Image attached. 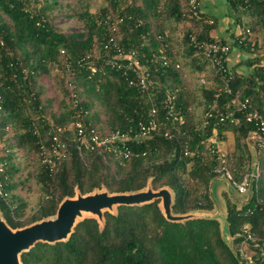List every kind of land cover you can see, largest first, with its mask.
<instances>
[{
	"label": "trees",
	"instance_id": "obj_1",
	"mask_svg": "<svg viewBox=\"0 0 264 264\" xmlns=\"http://www.w3.org/2000/svg\"><path fill=\"white\" fill-rule=\"evenodd\" d=\"M228 1L234 8L251 10L252 13L257 12L260 13V17H264V0ZM111 2L117 6V2L114 0ZM197 2L199 3V0ZM185 3L184 9L180 0H167L168 17L177 23L189 21L187 19L192 9L189 0ZM158 5L159 0H141V6L133 3L123 9L118 8V16L123 19L119 23L122 35L120 38L116 37L117 41L127 47L132 45L139 47L146 53L149 52V48L153 51L157 50L162 42L167 40L162 36V32L159 34L149 31L148 19L157 16ZM102 12L104 15L105 10ZM84 13L88 18V34L81 40L82 34L67 35L58 32L43 14L28 9L27 0H0V110L5 114L0 119V134L3 136L5 133L7 118L11 117L15 121L18 118V125L24 130L16 134L14 145L17 147L31 148L33 145V148L38 151V137L33 133V121L23 113L25 103H31L36 111H42L39 90L34 87L35 75L39 72H48L47 65L58 63L59 57H61L62 70L67 72L66 62L72 61L76 64L79 58L91 51L94 35H101L102 40L110 34V31L98 25L86 11ZM200 15L198 19L192 15L190 17L198 27L203 20L202 14ZM191 26L183 34L186 44L187 33L198 28H191ZM212 28L213 22L210 25L204 24L197 36L212 39L209 36ZM142 35L146 37L148 43L146 47H140ZM235 45H238L237 41ZM250 46V41H247L246 45L243 43L239 45L242 50ZM170 48L167 46L166 53L175 61ZM183 52L192 55L195 50L187 44L183 47ZM256 61L258 59L250 60L246 64L251 65ZM192 63L195 64L194 60ZM204 64L199 63L195 67L198 71H202L205 69L206 62ZM104 68L117 78V83L114 85L115 93L111 99L105 100L109 94L105 93L102 86H99L95 99L101 103L107 102L108 110L112 111V123L109 129L124 127L128 123V117L136 116V110H146L152 102L149 98L141 96L137 89L129 86L119 72L108 67ZM260 70L261 68L257 67L252 76L236 77L233 86L234 88L242 87L264 112V98L262 99L257 92L253 93L252 89V86L257 84L256 77L262 79ZM74 71L85 77V83L94 78V74L88 76L90 72L85 67L75 66ZM153 76L160 84L153 89L157 96L155 98L152 94L154 101L161 97V89L177 87L175 101L182 107L185 114V123L182 125L184 134L177 139L167 138L162 133L156 134L145 143L133 145L138 155L128 160H120L112 155L107 156L105 160L91 153H87L83 159L70 142L68 157L55 174H50L40 165L37 181L41 183L43 194L46 196L39 203L37 210L25 221L21 220L23 210L22 203H18L20 198L11 192L16 185L12 176L17 167L7 158L10 156L8 151L14 147L7 140L2 156L5 160L2 185L6 197L0 196V212L6 224L11 228L23 227L55 215L59 203L65 197H72L75 188L82 194L102 186H105L109 193L135 192L143 189L149 178L154 184V189L167 186L172 190L173 214L213 208L206 187L210 179L215 178L212 169L216 162L209 152V156H205L203 152L204 140L211 136L212 126L208 125L201 130H195L197 123L194 125L190 122L194 113L187 107L189 94L186 89H183L178 69L173 67L160 69L158 72H153ZM66 82L74 83V91L80 98L75 80L65 79V86L69 93ZM258 85L264 97V83ZM86 90L88 91V88ZM201 91L205 93L206 105L212 95V89ZM30 93H33L32 100H29ZM90 99H79V104L87 110L91 105ZM65 121L64 118L55 119L54 125ZM250 128V125L233 128L236 141L239 142L240 138H245ZM46 129V127L44 131L41 129L39 133L44 140L47 139ZM225 129V126H219L218 133ZM185 149L191 153L184 154ZM227 157L234 178L240 180L245 171V162H250L251 158H247L248 156L241 158L236 167L234 160H231L228 154ZM261 163L263 171L252 185L251 199L243 209L252 206L256 197L264 199V162L261 161ZM188 164H191L189 169H187ZM158 202L159 200L155 199L141 205H118L115 213L108 211L103 213L102 226L95 217H85L75 224L66 240L52 243L38 241L28 250L21 252L20 261L22 264H239L226 244L220 223L216 218L194 217L184 221H170L165 218ZM262 214L263 211L257 209L252 215H244L237 210L236 203L227 201L224 219L226 233L234 234L246 222L252 223L258 230Z\"/></svg>",
	"mask_w": 264,
	"mask_h": 264
},
{
	"label": "built area",
	"instance_id": "obj_2",
	"mask_svg": "<svg viewBox=\"0 0 264 264\" xmlns=\"http://www.w3.org/2000/svg\"><path fill=\"white\" fill-rule=\"evenodd\" d=\"M189 5L192 9L191 15L195 19L200 18L201 13L197 0H189ZM189 17L191 16L189 15ZM122 19L117 16L110 20V15L104 14L96 20L98 25L104 26L110 31V34L100 41L101 65L119 72L129 86L137 89L141 96L149 98L152 104L146 110H136V116L127 118L126 126L102 131L90 121L85 120L87 110L79 104L80 100L71 82H66L69 91L68 104L71 110V120L67 123L49 126L46 129L47 140H44L36 127L33 126V133L38 137L37 156L40 165L50 174H55L67 159L68 147L71 143L83 159L87 153H91L103 159L112 155L120 160H128L130 157L138 155V152L134 151L133 145L145 143L156 134L162 133L167 138L175 139L184 134L182 125L185 123V114L182 107L175 101L177 87L161 89V97L156 101H154V97H157L155 96L156 92H153V89L160 85L154 78L153 72L168 67L179 69L180 63L173 61L167 55L165 42H162L157 50L153 51L149 48L147 53L139 47L133 45L127 47L119 43L114 33L119 31V23ZM212 22V20L209 21V23ZM199 31L201 28L192 29L187 33V44L212 68L216 83L212 86V95L205 106L200 122L195 126V130H201L208 125L212 126L211 136L204 140V142L209 141L205 148L216 162L212 172L215 178L223 180L228 190H231L230 186H233L239 193L246 195L238 202L237 210L244 215H252L257 209L263 211L259 231L253 227L252 223L246 222L234 234L226 233L224 239L239 264H264V199L256 197L252 206L243 209L251 199L252 185L263 171L262 163L257 158L245 162L242 178L236 180L229 166L227 154L221 150L219 145L226 137L228 128L238 129L244 125H250L251 128L245 136L246 143L264 147V112L259 109L252 96L244 92L242 87L234 88L235 79L240 74L228 65V56L232 45L236 41L238 45L242 43L246 45L248 40L242 35L234 37V40L231 41L216 38L203 39L197 36ZM249 32V27H246L244 33ZM158 38L162 37L158 36ZM147 45L146 37L142 35L140 47ZM93 57V51H90L79 58L76 64L72 61L66 62L65 68L69 71L74 70L75 66L85 67L92 73L96 70L94 62L92 64ZM260 71L262 79L256 77L257 84L253 85L252 89L257 91L263 99V91L258 84L264 83V68ZM199 81L201 84L207 85L204 76H201ZM29 97L33 99V93H30ZM219 126H225L226 129L218 133ZM190 153L187 149L184 150V154ZM2 156L3 154H0V196L5 198L6 192L2 185L5 160L2 159ZM3 177L6 178V176ZM254 186L257 188L256 185ZM248 193L249 195H247Z\"/></svg>",
	"mask_w": 264,
	"mask_h": 264
},
{
	"label": "rangeland",
	"instance_id": "obj_3",
	"mask_svg": "<svg viewBox=\"0 0 264 264\" xmlns=\"http://www.w3.org/2000/svg\"><path fill=\"white\" fill-rule=\"evenodd\" d=\"M114 1L117 2V6H114L111 0H27L28 9L32 12L43 14L45 19H47L58 32L67 35L72 33L82 34L83 36L82 38H80L81 40H83L88 34V18L84 13L85 11L96 21L98 20L100 15L102 16V11L105 10V14L110 15V20H113L118 16V8L123 9L133 3L136 6H141V0ZM180 1L183 5V8L185 9L186 0ZM166 8L167 0H159V5L157 7V16L150 17L148 19L150 24L149 31L154 33L162 32V36H164V39L167 38V40H164L167 46H172V48H174L175 44H178V50L175 51L174 49V51L178 52V54L182 57L183 52L181 51H183V47L187 45L183 34L190 27H188L189 25H183L184 22L177 23V21L169 18ZM250 12L251 10L241 8L234 9V13L238 16V18H241V16L244 15L249 16L248 14ZM187 20H189L190 25H192L191 28L198 27V25L194 24L193 20L190 19V17ZM115 35L117 38L121 37L122 32L120 31V27L119 31L116 32ZM262 38L264 39V37ZM100 40L101 35H94L90 49L94 54L92 64L94 62L96 67V70L92 73L90 72V74L88 75L91 76L94 74V78L92 79V81L85 83V77L83 78V76L78 74V72L74 70L68 71L67 69V72L62 70L63 68L61 65V57H59L60 61L58 63H49L47 65L48 72H39L37 75H35L34 87L39 90V101L42 107V111H36L33 108V104L25 103V106L23 107V113L24 116H28L33 121V126L36 127L39 133L41 132V129H43L44 131L45 127L48 128L49 126L54 125L55 119L64 118V120H66L64 123H67L71 120L70 106L68 104L69 97L65 86L66 78H68L69 80H75V86L78 88L80 94V98L78 97L79 99L88 100L89 98H91V105L89 106V108H87V115L85 116V119L96 125L102 131L109 129V127L111 126L112 111L108 110L106 105L107 102L102 101L103 103H101L100 101L95 99L98 92L97 88L99 86H102L105 93L109 94L108 98H105V100L111 99L113 97L112 95L115 93L114 85L117 83V78L101 65L99 58ZM261 44V41L260 43L259 41H257V44H255L256 48H260ZM171 52L173 53L172 50ZM179 60L180 67H183V61H181L180 58ZM184 67L187 68V66ZM246 68L247 70L250 69L249 66H246ZM204 71V78L206 81H209L212 78V68L206 65ZM199 80V77L193 75V81H191V83L193 82L196 84V88L199 92H201V90L203 89L205 90L210 88L209 82H207V85H203ZM73 84H71L72 87ZM69 87L71 86L69 85ZM86 88H88V91L86 90ZM256 92L257 91L253 90V93ZM202 109H205L204 106L198 107L195 115L191 117L192 120L190 122L194 123V125L200 122V119L204 113ZM201 111L203 112L200 113ZM2 115L5 116V114H3V112H1L0 110V119H2ZM7 120L8 123L4 127L5 133L3 134V136H1L2 134H0V154L4 153L3 151L5 149L3 150V148L6 147L5 145L7 143V140H9L14 147L11 149V151H8L10 153V156L7 158L17 167V170L12 176V180L16 182V185L11 192L20 198V200H18V203H22L23 210V216L21 220L25 221L37 210L39 203L45 198L46 195L43 194L41 183L37 181V173L40 170V162L37 156L36 149L33 148V145H31V148L21 146L17 147L16 145H14L16 141V134L22 133L24 129L23 127L18 125V118H16V121L11 117L7 118ZM25 144L28 145L26 142ZM203 144V152L204 155L207 156L209 153L207 152V149L205 147L206 144H209V141H205ZM219 145L221 150L225 154H228L231 160H234V164L236 167L238 166L240 159L243 157L245 158V156H248L247 158L250 157V161H252L254 158H257L259 162H264V147L251 143L247 144L245 138H240L239 142H237L236 133L231 128H229L227 136L223 138V142ZM190 167L191 164H188L187 169H189ZM257 170H259V168H257ZM153 185L154 184L152 183V180L149 178L148 183L143 188V190H158L167 187L160 186L154 189ZM206 189L208 196L213 203V208L208 211L202 210V212L205 213L204 216L207 217L215 216L216 220H218V222L220 223L222 233L225 236L227 229L226 221L221 217V215L223 216L226 212V202L229 201L238 204V202L245 198L246 195L239 193L233 186H230L231 190H228L225 184L214 178L210 179ZM100 191L108 192V189L105 186H102L100 188H94L88 193ZM170 192L172 195L173 203V192L172 190H170ZM80 194L82 195V193L77 188H75L74 195L72 197L75 198ZM247 195H249V193ZM158 200V205L164 213L162 199L158 198ZM117 206L118 205H113L111 208H103L102 217H98L97 215L90 212H82L81 215L76 218V223L85 217H96L100 222V225L102 226L104 220L103 213L105 211L115 213L117 210ZM170 206H172V204ZM197 212H199V210L196 209L190 210L189 212L184 214L196 215ZM0 216L2 217L1 212ZM52 217H54V215L50 218Z\"/></svg>",
	"mask_w": 264,
	"mask_h": 264
},
{
	"label": "water",
	"instance_id": "obj_4",
	"mask_svg": "<svg viewBox=\"0 0 264 264\" xmlns=\"http://www.w3.org/2000/svg\"><path fill=\"white\" fill-rule=\"evenodd\" d=\"M214 179L224 184L221 178ZM158 198L162 199L163 214L170 221H184L194 217L215 218V216H204L205 213L202 210H199L196 215L173 214L170 206L172 195L167 187L158 190L141 189L127 193L100 191L80 194L75 198L65 197L59 203L54 217L43 218L23 227L13 229L0 216V264H22L21 252L28 250L38 241L52 243L66 240L76 224V218L82 212H90L102 217L103 208H111L113 205H139Z\"/></svg>",
	"mask_w": 264,
	"mask_h": 264
},
{
	"label": "crops",
	"instance_id": "obj_5",
	"mask_svg": "<svg viewBox=\"0 0 264 264\" xmlns=\"http://www.w3.org/2000/svg\"><path fill=\"white\" fill-rule=\"evenodd\" d=\"M236 8L232 7L229 4L228 0H199V11L203 16V20L200 21L201 25L198 28H202L203 25L207 23L208 25H210L209 21L212 20L213 28L209 31V36L211 38L231 41L234 40V37L242 35L248 41H250L251 46L247 47V49L245 50H242L239 45H235L234 43L228 56V65L235 69L237 73L240 74V76L244 75L246 77H249L252 76L253 71L257 67L261 69L264 68V39L262 38L264 37V17H260V13L250 12L248 14L249 16L244 15L241 16V18H238V16L234 13V9ZM183 25L191 26L189 21H185ZM246 27H249V33H244ZM257 41H259V43L260 41L262 42L261 47L258 49L255 46V44H257ZM177 45L178 44H175L174 48H172L171 46V50L174 53V60L179 62L180 58L184 63L183 65L187 66L188 68L187 70V68L183 66L178 70L182 79L183 89H186L189 94L187 99L189 105L187 107L189 110L193 111L195 115L198 107L204 106L205 108L206 106L204 103L205 93H203L202 91L199 92L196 88V84L193 82L191 83V81H193V75L199 78L201 76H204L205 71H198L195 66L199 63L204 64L206 61L202 60V58L196 53L187 55L186 53L181 51L183 52L181 57L178 52H175L178 50ZM253 59H258V61L251 65L246 64V62ZM193 60L195 64L192 63ZM206 65H208L207 62ZM246 66H249L250 69L247 70ZM207 82L210 83V88L208 89H212V86L214 85V83H216L213 76V70L212 78L209 81L207 80ZM202 110L204 111V109ZM203 111H201L200 113H202ZM221 217H225V214Z\"/></svg>",
	"mask_w": 264,
	"mask_h": 264
}]
</instances>
